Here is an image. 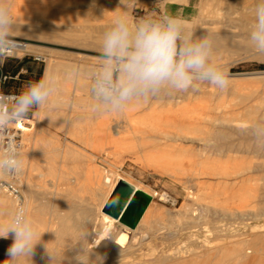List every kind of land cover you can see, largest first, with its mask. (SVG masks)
Instances as JSON below:
<instances>
[{
  "label": "rangeland",
  "instance_id": "374dc122",
  "mask_svg": "<svg viewBox=\"0 0 264 264\" xmlns=\"http://www.w3.org/2000/svg\"><path fill=\"white\" fill-rule=\"evenodd\" d=\"M118 3L0 0L12 6V36L30 43L42 76L50 61L60 63L57 93L26 117L35 127L23 135L22 152L30 154L23 155L20 180L23 190L32 184L43 206L37 225L42 237L20 264H264V130L256 129L264 123V55L245 48L258 0ZM121 12L133 22L149 14L176 16L195 36H220L213 40L212 62L227 70L228 87L200 83L187 91L164 90L121 113L94 110L90 74L102 42L96 38ZM238 42L239 50L233 46ZM223 136L228 150L221 156ZM201 138H210L209 146ZM218 171L226 172V191L216 196ZM118 173L153 193L151 210L135 229L114 222L106 241L92 248L90 241L104 226L101 205L110 189L105 176ZM23 196L27 202L25 191ZM0 198L12 202L1 190ZM242 240L249 242L246 248L256 247L245 259L236 253ZM11 243L0 239V262Z\"/></svg>",
  "mask_w": 264,
  "mask_h": 264
},
{
  "label": "clouds",
  "instance_id": "9594fccd",
  "mask_svg": "<svg viewBox=\"0 0 264 264\" xmlns=\"http://www.w3.org/2000/svg\"><path fill=\"white\" fill-rule=\"evenodd\" d=\"M123 2L119 0L117 7ZM13 23L12 6L0 5V57L17 47L12 37ZM248 39L264 55V0H258ZM99 51V64L90 74V94L96 111L121 113L130 104L164 90L187 91L200 83L223 90L229 85L227 70L212 62V38L195 36L176 16L149 14L133 22L126 12L118 13L103 33ZM58 83L57 76L45 73L18 94H0V135L34 108L48 104L58 91ZM22 167L19 146L8 138L0 150V174H18ZM41 237L25 209H17L6 224H0V239L12 240L0 264H20L32 257Z\"/></svg>",
  "mask_w": 264,
  "mask_h": 264
},
{
  "label": "bare ground",
  "instance_id": "6f19581e",
  "mask_svg": "<svg viewBox=\"0 0 264 264\" xmlns=\"http://www.w3.org/2000/svg\"><path fill=\"white\" fill-rule=\"evenodd\" d=\"M249 7V6H248ZM252 10V9H251ZM249 11V10H248ZM236 14V13H235ZM247 18V17H246ZM230 23V22H229ZM216 26V25H215ZM213 27V26H212ZM238 27V26H237ZM238 28H240V27H238ZM64 32V31H63ZM203 32V31H202ZM232 32V31H231ZM65 33H66V31H65ZM52 34H56L55 32H53ZM247 34V33H246ZM227 36V35H226ZM225 36V37H226ZM247 36V35H246ZM219 37L220 36H218V35H213V40H218L219 39ZM242 37V36H241ZM57 38V37H56ZM235 38V37H234ZM102 38H101V35H99V37L98 38H96V40H101ZM226 39H228V42L227 43H229V44H227L228 46H230L231 45V43H230V41H229V37H227ZM95 40V39H94ZM214 46V45H213ZM233 46L234 47H236L238 50L239 49H241L242 47H243V45L242 44H240V42H238V43H235V44H233ZM222 47V46H221ZM245 48H247V49H250V48H252V44H247V46H245ZM55 60V59H54ZM58 64H60V63H58ZM55 61H50L49 63H48V65H47V67H46V72L45 73H47V74H49V75H55L56 74V71L59 69L58 67H60V65H58ZM62 66V65H61ZM58 73V72H57ZM43 113V112H42ZM222 121V120H221ZM224 121V120H223ZM29 122H32L31 123V126H27V125H22V128H23V135L24 134H26L27 135V133H29V132H31L33 129H34V127H35V124H34V122L32 121V119H29ZM222 123V122H221ZM229 123V122H228ZM106 124V123H105ZM230 124V123H229ZM37 126V125H36ZM107 127V126H106ZM110 127V126H109ZM108 127V128H109ZM258 131H263L264 130V123H259L258 125H257V128H256ZM38 131V130H37ZM41 132V131H40ZM223 132L224 131H221V133L220 134H223ZM30 134V133H29ZM224 135V134H223ZM214 136V135H213ZM225 136V135H224ZM222 137L220 140H218L221 144H223L221 147H219V149H218V151L217 152H219V154L221 155V156H223L225 153H226V151L228 150V149H226V147L224 146V145H226L225 144V141H226V139H225V137ZM25 137V136H24ZM45 138V137H44ZM175 139V138H174ZM201 140H203L204 142H205V145H207V146H209V144H210V138L209 139H202L201 138ZM216 140V139H215ZM40 143H42V142H40ZM250 143V142H249ZM43 145H44V143H42ZM41 145V144H40ZM42 146V145H41ZM45 146V145H44ZM44 146H42V147H44ZM228 146V145H227ZM229 146H231V145H229ZM255 147V146H254ZM38 148H39V146H38ZM205 148H206V146H205ZM40 149V151H44V152H46V149L45 148H39ZM39 149H37V150H39ZM44 149V150H43ZM48 149V148H47ZM258 149L259 150H262V148H259L258 147ZM24 151V150H23ZM27 151V150H26ZM22 152V149L20 150V152L22 153V159H23V167H22V170L18 173V174H16V181L19 183V185L22 187V193L24 194V191H25V193H26V196H27V202L24 200V204H25V208H26V214L28 215V217L30 218V219H32L35 223H36V225H39V219H40V213H41V210L43 209V206L42 205H39L38 203H41V202H37V197L35 196V194H34V190H33V188H32V184L28 181V183H27V185L25 186V188H24V190H23V184H22V180H20V176H23L24 174H25V168H24V164H25V161L27 160H25L24 161V158H23V155H29L30 153H28V152ZM29 151V150H28ZM38 152V153H40V154H42V152ZM256 151V150H255ZM206 152H208L207 150H206ZM39 155V154H38ZM108 155V154H107ZM154 157H156L157 155L156 154H154L153 155ZM157 157H159V156H157ZM156 161V160H155ZM53 163V162H52ZM222 166V165H221ZM26 167V166H25ZM216 168V167H215ZM52 169V168H51ZM54 169V168H53ZM224 170V169H223ZM210 174H212V172L210 173ZM213 175L214 176H216L219 180H218V183H217V185L219 186H217V189H216V191H215V195L216 196H219V195H221L222 193H224L225 191H226V187L223 185V180L226 178V172L225 171H218V172H213ZM3 177H6V175L5 174H1V178H3ZM113 177H115L114 179H113ZM121 179H125V180H127L124 176H122V175H120L119 173L118 174H116L115 176H114V174H109V175H106L105 176V182H106V184H109L110 185V189H109V191H108V193L106 194V197H105V200H104V202L102 203V205H101V209H103V207H104V205H105V203L107 202V200H108V198H109V196H110V194L112 193V191H113V189L115 188V186H116V184L118 183V181L119 180H121ZM24 183V182H23ZM133 183V182H132ZM135 185V184H134ZM202 185V184H201ZM42 186V185H41ZM41 186H39V187H41ZM138 189H141L138 185H135ZM186 186V185H185ZM205 186V185H204ZM223 186V187H222ZM38 187V188H39ZM42 187H44L45 188V186H42ZM208 187V186H207ZM211 187V186H210ZM212 188V187H211ZM143 189V188H142ZM144 191H146V190H144ZM192 191V190H191ZM148 192V191H147ZM213 192V194H214V191H212ZM36 193V192H35ZM151 194V193H150ZM202 194V193H201ZM36 195H38V194H36ZM152 196H153V193H152ZM7 197H8V195H7ZM40 197V196H39ZM200 197V196H199ZM3 198V197H2ZM2 198H0V220H2V222H0V224H6L7 223V220H8V218H9V216H10V214L11 213H13L15 210H16V202L14 201V199H12V202L11 201H7V199L5 200V199H2ZM6 198V197H5ZM10 199V198H9ZM40 198H38V200H39ZM198 201V200H197ZM150 206V205H149ZM193 206V205H192ZM150 209V208H149ZM147 210L146 212H145V214H144V216H143V218H142V220H141V222L140 223H142V222H144L145 220H146V218L148 217V214H149V212H150V210ZM207 210H208V212H212L211 211V206L209 205V206H207ZM261 210V209H260ZM149 211V212H148ZM197 211V210H196ZM264 216V215H263ZM102 217H103V222H104V226H103V229H101V230H99L98 232H96V234H95V236L93 237V239H92V241H90V244H91V247L92 248H98L101 244H103L105 241H106V239H107V237H109L108 235H109V231H110V228L112 227V225L114 224V222H116L117 220L115 219V218H113L112 216H110L109 214H107V213H105V212H103L102 211ZM50 218H51V215H50ZM51 220V219H50ZM170 227V226H169ZM217 229H220L221 227H223L222 225H218V226H215ZM47 229V228H46ZM220 230H222V229H220ZM121 235V234H120ZM251 236V235H250ZM53 237V236H52ZM166 237V236H165ZM175 237V236H174ZM173 237V238H174ZM249 237V236H248ZM54 238V237H53ZM247 238V237H246ZM89 240V239H88ZM173 241H174V239H172ZM120 241L121 242H124V238L123 237H121L120 238ZM167 241V240H166ZM165 241V242H166ZM243 241V240H242ZM51 242V241H50ZM250 242H251V240H250ZM249 243V242H248ZM248 243L247 244H245V242L243 241V242H241V246L238 248V252H236V253H238L239 255H240V257L242 256V257H244V256H246V258L248 257V254L249 253H251V252H256V247L254 248L253 246H250V247H248L247 246V248L245 247V245H248ZM40 244V243H39ZM171 244V243H170ZM170 244H168V245H170ZM252 244H253V242H252ZM53 245V244H52ZM167 245V244H166ZM251 245V244H250ZM50 246V245H49ZM165 246V245H164ZM194 248V247H193ZM197 248V247H196ZM183 249V248H182ZM189 249V248H188ZM198 249V248H197ZM196 249V250H197ZM243 249H246V251H243ZM54 250V249H53ZM56 250V249H55ZM190 250H192V248H190ZM196 250H195V253H196ZM170 251V250H169ZM169 251H167L168 252V254L167 253H165V256H166V254H167V256H172V257H175V258H178V256L177 255H171V253L169 252ZM181 251L182 250H180V254H181ZM185 251V250H184ZM186 251L188 252V250L186 249ZM37 252V251H36ZM59 252V251H58ZM178 252V251H177ZM190 252H192V251H190ZM193 252H194V249H193ZM197 252H200V251H198L197 250ZM205 252V251H204ZM38 253V252H37ZM201 253H203V251L201 252ZM183 254V253H182ZM194 254V253H193ZM205 254V253H204ZM237 254V255H238ZM162 255H164V254H162ZM185 255V254H184ZM201 255H203V254H201ZM200 255V256H201ZM166 256V257H167ZM204 256V255H203ZM239 257V258H240ZM160 258H162V257H160ZM159 258V259H160ZM170 258V257H169ZM201 258V257H200ZM206 258V257H205ZM54 259V258H53ZM167 259H168V257H167ZM235 259V258H234ZM244 259H245V257H244ZM156 260H157V258H156ZM155 259H154V261H156ZM162 260H164V259H162ZM169 260V259H168ZM193 260V259H192ZM196 260V259H195ZM236 260V259H235ZM238 260V259H237ZM236 260V261H237ZM243 260V259H242ZM249 260V259H248ZM117 261V260H116ZM154 261H153V263H154ZM159 260H157V264L159 263L158 262ZM172 261V260H171ZM174 261V260H173ZM172 261V262H173ZM169 262V261H168ZM246 262V261H245ZM107 263V262H106ZM174 263H175V261H174ZM45 264V263H44ZM167 264V263H166ZM169 264V263H168ZM170 264H171V262H170ZM190 264H192V263H190Z\"/></svg>",
  "mask_w": 264,
  "mask_h": 264
},
{
  "label": "water",
  "instance_id": "95a60500",
  "mask_svg": "<svg viewBox=\"0 0 264 264\" xmlns=\"http://www.w3.org/2000/svg\"><path fill=\"white\" fill-rule=\"evenodd\" d=\"M152 199V195L148 192L138 189L125 179H121L110 194L103 207V212L124 226L135 229L141 222Z\"/></svg>",
  "mask_w": 264,
  "mask_h": 264
},
{
  "label": "built area",
  "instance_id": "2783aa9c",
  "mask_svg": "<svg viewBox=\"0 0 264 264\" xmlns=\"http://www.w3.org/2000/svg\"><path fill=\"white\" fill-rule=\"evenodd\" d=\"M15 40L17 47L5 54L4 57H0V94L4 95H15L19 92H7L4 90L6 82L10 79V75L5 71L4 64L7 58H23L25 56H30L29 45L27 41L12 36ZM35 59H39L36 57ZM29 119L25 118L15 125L11 126L9 130L4 134L0 135V150L6 146L8 138H12L15 143L19 146L21 150L23 147V128L22 125H27ZM0 179V190L9 195L16 202V210L19 208H25L24 196L22 193V187L16 181V174L8 175ZM15 210V211H16Z\"/></svg>",
  "mask_w": 264,
  "mask_h": 264
},
{
  "label": "trees",
  "instance_id": "16d2710c",
  "mask_svg": "<svg viewBox=\"0 0 264 264\" xmlns=\"http://www.w3.org/2000/svg\"><path fill=\"white\" fill-rule=\"evenodd\" d=\"M14 59V58H13ZM11 60V58H7L6 61ZM33 60V64L30 65V61ZM37 60L30 56H25L20 60H13L15 64L10 65L9 62L4 64L5 71L11 76L10 79L6 82L4 86V90L7 92H20L17 88L15 90H9L7 86H11L14 84H18L21 80H29V81H37L41 79L43 75V67H40L38 70L35 67V63ZM22 68L27 70L26 73H21ZM19 75V78L16 79V76Z\"/></svg>",
  "mask_w": 264,
  "mask_h": 264
},
{
  "label": "crops",
  "instance_id": "0c3cea01",
  "mask_svg": "<svg viewBox=\"0 0 264 264\" xmlns=\"http://www.w3.org/2000/svg\"><path fill=\"white\" fill-rule=\"evenodd\" d=\"M26 72H27V70L25 68H22L21 73H26ZM18 78H19V75L16 76V79H18ZM30 82H32V81H29V80H21L18 84H14V85H11V86L9 85V86H7V88L9 90H15L17 88L18 90L21 91ZM4 253L5 252L0 251V255H3Z\"/></svg>",
  "mask_w": 264,
  "mask_h": 264
}]
</instances>
